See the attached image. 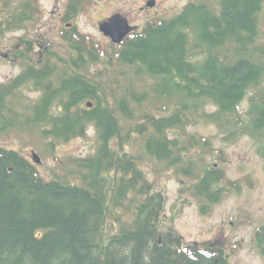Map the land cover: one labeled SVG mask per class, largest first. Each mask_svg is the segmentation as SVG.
Returning <instances> with one entry per match:
<instances>
[{"label":"trees","instance_id":"16d2710c","mask_svg":"<svg viewBox=\"0 0 264 264\" xmlns=\"http://www.w3.org/2000/svg\"><path fill=\"white\" fill-rule=\"evenodd\" d=\"M263 9L264 0L189 4L175 18L147 25L116 53L122 63L138 64L154 77L160 99L176 96L166 117L144 115L137 121L136 134H150L144 142L147 154L167 167L178 164L181 157L172 150H180L179 130L196 123L188 116L191 109L225 133L231 125L225 139L245 131L264 141V45L256 44ZM49 72L28 67L11 84H0V112L9 113V96L21 83L42 80ZM82 77L84 82L66 78L58 90L44 83L28 116L51 148L83 137L87 122L94 125L100 143L92 156L74 162L77 179L45 181L25 157L0 148V264H227L220 247L183 246L171 229L160 231L163 194L146 182L131 153L113 144L120 122ZM141 98L132 95L133 101ZM85 99L94 100L91 108L81 106ZM244 99L246 112L240 109ZM204 101L215 107L213 113H198ZM120 106L127 113L124 103ZM173 133L176 137L168 139ZM222 178L205 169L194 191L212 203L219 192L211 186ZM111 201L122 209L114 211ZM113 215L117 226L108 234ZM254 241L264 256V229Z\"/></svg>","mask_w":264,"mask_h":264},{"label":"rangeland","instance_id":"374dc122","mask_svg":"<svg viewBox=\"0 0 264 264\" xmlns=\"http://www.w3.org/2000/svg\"><path fill=\"white\" fill-rule=\"evenodd\" d=\"M148 1L85 0L84 12L76 19V28L100 45L95 55L99 60L90 61L88 57L84 65L77 66L72 60L76 57L72 58L74 55L71 52H67L64 47L59 50L54 48L56 55L64 61L58 62L53 57L50 68L55 66L56 72L53 70L40 82L58 90L63 78H81L83 82L82 76L89 78L87 83L91 86L92 82L100 98L110 106L120 122L119 135L115 136L113 144L122 146L123 152L131 153L135 164L145 174L146 182L164 196L159 225L161 232L171 229L183 246L195 245L200 249L210 245L220 247L226 255L227 264H264V256L254 241L256 232L264 229V141L244 134L245 131L225 139L226 133L232 129L231 125L225 133L217 124L195 116L191 109L188 116L195 117L196 123L185 125L183 130H179L180 150H172L173 154L181 157L178 164L167 167L165 161L147 154L144 142L150 134H136L134 127L144 115L166 117L175 107L176 96L168 101L160 99L154 90V77L138 64L122 63L116 56L119 52L117 48H109L110 42L98 32L96 25L98 20L118 14L126 19L128 26L139 32L147 25L175 18L189 4L202 2L217 6L219 0H152L154 6L147 7ZM27 2L0 0V84H11L28 67L39 69L36 48L24 49L28 60L18 61L15 57L18 38L35 41V37L39 36L49 38L50 43L58 42L56 32V35L50 34V30L56 31V22H53L51 14L54 0H34L42 11L39 27L38 24L19 25L15 22L19 16L27 13ZM12 15L14 18L10 21ZM10 22L16 23L14 29ZM256 44L264 45V9L259 16V38ZM46 64L42 65L46 68ZM37 89L26 84L9 96V113L0 112V148L16 152L30 163L32 154H36L40 161L36 165L37 171L45 181L54 176L77 179L74 162L94 154L100 143L97 130L92 123L87 122L83 137L58 142L51 148L41 135L40 125L28 118L32 106L41 95ZM132 95L138 99L142 96L141 101H133ZM88 102L95 103L94 100L85 99L81 106ZM121 103H124L127 113H122ZM53 105L50 109L52 115L55 114L56 106ZM247 108L248 103L244 99L240 109L246 112ZM214 111L215 107L207 101L198 106V113L209 114ZM173 137H176V133L167 134L168 139ZM209 168L223 176L219 183L211 186L219 192L212 203L204 194L194 191V185L205 169ZM111 205L114 211L122 209L114 206L112 201ZM114 217L109 219L111 223L106 226L108 234H112V227L117 226L113 222Z\"/></svg>","mask_w":264,"mask_h":264},{"label":"flooded vegetation","instance_id":"af4514ba","mask_svg":"<svg viewBox=\"0 0 264 264\" xmlns=\"http://www.w3.org/2000/svg\"><path fill=\"white\" fill-rule=\"evenodd\" d=\"M29 10L27 9V13L25 15H22L21 17L19 16L17 18L16 23H18L19 25L28 23L30 25H36L38 24L39 20L42 17V11L41 8L36 6V2H34V0H28L27 2ZM84 8H85V0H54V4H53V11L51 12L52 17H53V22H56L55 25V30H50V34L51 32L54 34L56 32L57 34V40L58 42H54V43H50V39H46L44 37H35L36 40L33 41L32 39L29 40H25L24 38H18V43L15 47V57L18 58L19 60H28V58H25V51L26 50H33L34 48L37 49L38 53L36 54L37 60L36 63L38 68H33L35 70H40L41 73H43L45 70H50V72L54 73L56 72V67L53 66L54 68H50V64L53 63L52 60L53 57L56 58V61L58 62H63L64 59L60 58L56 55L54 48L56 49H60L61 47L65 48L67 52H71L74 56H72V58L76 57V59H72L73 61H75V65L79 66V65H84L85 62V58L89 55L86 52H89L90 54H92L93 56L90 57V61H95V60H99L95 55H97V52L100 50V45L98 43H96L91 37L85 36L83 34H81L77 28H76V19L84 12ZM118 15V14H115ZM113 15V16H115ZM110 16L109 18L113 17ZM120 16V15H118ZM122 19H124L122 16H120ZM109 18L107 19H100L98 20L96 23L97 25V30L98 32L110 42V46L109 48L114 50L115 48H117V50H121L124 46V44L126 42H128L133 35L135 34H139L141 33V31L143 29H141V31H136L133 27L129 26L132 30L130 33H128L124 39L121 41V43L119 44H115L113 43L108 37H105L100 31H99V26L101 23L106 22ZM126 21V19H124ZM127 23V21H126ZM128 25V23H127ZM39 27V24H38ZM19 28V26L17 27ZM52 28V27H51ZM21 29V28H19ZM54 34V35H56ZM71 54V55H72ZM101 57V56H100ZM71 60V61H72ZM45 62V63H44ZM66 62V60H65ZM48 63V67H44V65L42 64H46ZM35 65V64H34ZM47 65V64H46ZM42 66V67H41ZM49 72V74H47V76H49L51 73ZM21 75V74H20ZM19 75V76H20ZM63 74H61L62 76ZM15 79H18V77ZM47 76H43L41 78H47ZM66 78H63L61 80V83L63 81H65ZM41 80H37L36 79H30L27 81H24L23 83H21V86L29 84L30 86L33 87H38V89L36 90L37 92H41V95L39 97V99L37 100V102L34 104H38L42 94H43V84L40 82ZM61 83H59V85L61 86ZM59 86V87H60ZM61 88V87H60ZM62 91V90H61ZM62 94H67V91H62ZM92 107V104H91ZM90 107V108H91Z\"/></svg>","mask_w":264,"mask_h":264},{"label":"water","instance_id":"95a60500","mask_svg":"<svg viewBox=\"0 0 264 264\" xmlns=\"http://www.w3.org/2000/svg\"><path fill=\"white\" fill-rule=\"evenodd\" d=\"M146 6L153 7L154 2L150 0L147 2ZM131 30L132 29L127 25L126 21L118 15L109 18L106 22L101 23L99 26V31L115 44L121 43L124 37L130 33ZM86 107L90 108L91 104L86 103ZM31 160L35 165H39L40 163L39 158L34 153L32 154Z\"/></svg>","mask_w":264,"mask_h":264}]
</instances>
